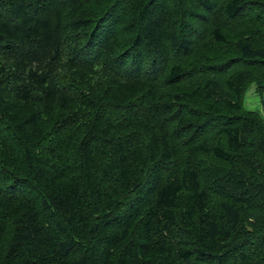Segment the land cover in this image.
Segmentation results:
<instances>
[{"label":"trees","instance_id":"1","mask_svg":"<svg viewBox=\"0 0 264 264\" xmlns=\"http://www.w3.org/2000/svg\"><path fill=\"white\" fill-rule=\"evenodd\" d=\"M218 1L0 0V264H264V0Z\"/></svg>","mask_w":264,"mask_h":264},{"label":"rangeland","instance_id":"2","mask_svg":"<svg viewBox=\"0 0 264 264\" xmlns=\"http://www.w3.org/2000/svg\"><path fill=\"white\" fill-rule=\"evenodd\" d=\"M225 0H219L218 2H224ZM256 8H259V6H256ZM259 12H261V9L258 10ZM262 94L259 93L256 89V84L255 83H252L245 95L243 96V104H244V107L246 109V111L244 112V115H248V116H255L257 118H259L258 114L254 111H257L258 113H260L262 116H264V104L262 102ZM239 117H242V114L241 113H237L235 114Z\"/></svg>","mask_w":264,"mask_h":264}]
</instances>
